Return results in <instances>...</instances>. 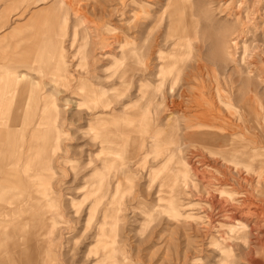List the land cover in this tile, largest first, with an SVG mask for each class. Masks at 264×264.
<instances>
[{
  "label": "rangeland",
  "instance_id": "obj_1",
  "mask_svg": "<svg viewBox=\"0 0 264 264\" xmlns=\"http://www.w3.org/2000/svg\"><path fill=\"white\" fill-rule=\"evenodd\" d=\"M0 21L5 133L41 197L0 264H264V0H0Z\"/></svg>",
  "mask_w": 264,
  "mask_h": 264
},
{
  "label": "crops",
  "instance_id": "obj_2",
  "mask_svg": "<svg viewBox=\"0 0 264 264\" xmlns=\"http://www.w3.org/2000/svg\"><path fill=\"white\" fill-rule=\"evenodd\" d=\"M6 14L7 12L4 11L3 16H6ZM27 37H29V39L33 38L31 34ZM20 47L24 48L25 46H20ZM25 49L24 51L27 50ZM17 84L22 85V81L20 80L17 81ZM2 87L3 86L1 85V77H0V131L5 130V120L3 118L4 102L2 99L4 98V96L6 97L10 96L9 94L2 93L3 92ZM22 89L23 87L20 89V94H23ZM20 127H21L20 124L17 126L13 125L11 127H8V129H17ZM11 149L6 143V138L1 136L0 138V176H1L0 183L5 182L7 184L6 186L7 188H8V184L13 186L17 194L21 195L22 200L20 202V205L17 208H14L13 210H10L7 213L6 212L4 213L6 219H3V220L0 219V228H2L3 225L6 226V225H9L10 223H18L19 221H21L20 223H22L23 221H27V220H36L37 219V217H35L36 215L34 216V214H31L30 212L35 210L36 201L41 200L39 187H38L39 184H37L38 182L37 176H40L37 172L38 168L37 169L25 168L26 160L21 159L20 162H18L16 159V155L13 153L14 151ZM10 214L14 217H10ZM40 217L41 219L46 218L48 222L50 223L49 232L43 235L44 239H48L50 238V236L52 235V232L57 226H53L54 222L52 221V219H49L48 217H44L42 215ZM24 233L22 231V235H24ZM45 244L46 243H44V245ZM2 245H3V239H0V258H1V253L3 250ZM49 247L46 244L44 255L49 261L52 262V260H54V251H53V249L55 248L54 243L53 242L50 243ZM35 248H36L35 246H31V247H28L27 249H23L20 253L15 255V258L18 259L20 257L25 256L27 258L26 261H24L25 264H39V262L37 261L38 252H37V249L35 250ZM17 262L18 263L20 262L19 259Z\"/></svg>",
  "mask_w": 264,
  "mask_h": 264
},
{
  "label": "bare ground",
  "instance_id": "obj_3",
  "mask_svg": "<svg viewBox=\"0 0 264 264\" xmlns=\"http://www.w3.org/2000/svg\"><path fill=\"white\" fill-rule=\"evenodd\" d=\"M9 11V10H8ZM8 13V12H7ZM26 50V49H25ZM53 50H55V52H57L58 51V49H57V46L56 47H54V49ZM52 50V51H53ZM30 51H32L33 52V48L30 50ZM63 57H61V59H62ZM57 68L59 69V67L57 66ZM20 81H22V85L24 86L23 87V94H20V96H26L27 94L29 95L30 94V85H28V82H27V80H24V79H22L21 80V78H20ZM32 94H34V91L32 90L31 91V96H32ZM18 97H19V95H17ZM49 97V96H48ZM46 98L47 100H49V98ZM15 98H17V97H15ZM12 99V98H11ZM51 99V98H50ZM14 100V99H13ZM12 100V101H13ZM18 100H19V98L17 99V102H18ZM27 101V100H26ZM14 102V101H13ZM17 102H15V103H17ZM53 102V101H52ZM54 103V102H53ZM52 103V104H53ZM20 104H22V103H20ZM18 106H19V104H18ZM54 107H55V104L53 105ZM45 107V108H44ZM44 107H43V109H42V121H41V123H39V124H43L44 123V121L47 119V111H48V107H46L45 106V104H44ZM54 113V112H53ZM50 115V114H49ZM5 120V119H4ZM51 120V119H50ZM49 120V121H50ZM21 121V120H20ZM28 125V124H27ZM13 126V125H12ZM8 125H6V123H5V130L4 131H0V138H1V136H3V137H5L6 138V143H7V145L9 146V148L11 149V146H12V144H11V142H12V139L11 138H9V137H7V134L5 133V131H7L8 130ZM11 145V146H10ZM14 147V146H13ZM12 150V149H11ZM14 151V150H13ZM231 157V159H233V160H236V163H237V165H239V164H243L247 169L249 168V165H250V162H249V156L247 155V153L246 152H242V153H240V152H238V154L234 157V156H230ZM233 157V158H232ZM239 163V164H238ZM104 180V179H103ZM253 203V202H252ZM231 208V207H230ZM256 211V210H255ZM260 212V211H259ZM237 213V212H236ZM256 215V214H255ZM262 216V215H261ZM262 217H264V215L262 216ZM255 227V226H254ZM103 236L105 235V234H102ZM229 254L226 252V255H225V260H224V262H223V264H231V260L229 259ZM115 264V263H114Z\"/></svg>",
  "mask_w": 264,
  "mask_h": 264
}]
</instances>
